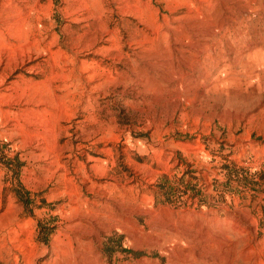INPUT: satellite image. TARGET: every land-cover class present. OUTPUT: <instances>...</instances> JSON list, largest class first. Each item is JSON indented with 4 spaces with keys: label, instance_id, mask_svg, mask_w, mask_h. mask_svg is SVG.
<instances>
[{
    "label": "rangeland",
    "instance_id": "1",
    "mask_svg": "<svg viewBox=\"0 0 264 264\" xmlns=\"http://www.w3.org/2000/svg\"><path fill=\"white\" fill-rule=\"evenodd\" d=\"M0 43V264H264V0H0Z\"/></svg>",
    "mask_w": 264,
    "mask_h": 264
},
{
    "label": "bare ground",
    "instance_id": "2",
    "mask_svg": "<svg viewBox=\"0 0 264 264\" xmlns=\"http://www.w3.org/2000/svg\"><path fill=\"white\" fill-rule=\"evenodd\" d=\"M5 1V0H4ZM8 2V1H7ZM7 6V5H6ZM9 7L7 6V9H8ZM4 9H6V8H4ZM77 22V21H76ZM80 22V21H79ZM176 23V22H175ZM155 24V23H154ZM155 27H156V25H155ZM160 29V28H159ZM215 29V28H214ZM158 30V29H157ZM154 33V32H153ZM205 33V32H204ZM211 34H213V33H211ZM156 35V34H155ZM145 37V36H144ZM198 37V36H197ZM203 38V37H202ZM145 39V38H144ZM153 39V38H152ZM189 39V38H188ZM205 40H209V37H205L204 38ZM213 39V38H212ZM171 40V39H170ZM202 40V39H201ZM179 41V40H178ZM183 41V40H182ZM175 42V41H174ZM173 42V43H174ZM184 42V41H183ZM210 42V41H209ZM151 43V42H150ZM169 44V43H168ZM177 45H178V43H177ZM194 46H196V45H194ZM197 47V46H196ZM97 48V47H96ZM111 48V47H110ZM168 48V47H167ZM22 49V48H21ZM21 49L20 48H17V46L16 45H14V44H10V46L8 47V48H6V46L4 45V44H1L0 43V68L2 67V66H4V68H3V72H2V74L0 75V88L1 87H3L4 85V83H5V81L7 80V78H8V76L9 75H11L13 72H14V69L17 67V65L19 64V62H20V58H21V56H20V52H21ZM208 49V48H207ZM196 50V49H195ZM49 51V50H48ZM103 50H100L99 51V53H101ZM199 51V50H198ZM242 51H244V50H242ZM164 52V51H163ZM206 52V51H205ZM220 52V51H219ZM53 53V52H52ZM51 53V54H52ZM96 53V52H95ZM172 53V52H171ZM203 53V52H202ZM244 53V52H243ZM220 54V53H219ZM49 55V54H48ZM96 55V54H95ZM168 55V54H167ZM167 55H165V57L167 56ZM33 56V55H32ZM162 56V55H161ZM171 56V55H170ZM186 56V55H185ZM22 58H23V56H22ZM68 58V57H67ZM201 58V57H200ZM189 59V58H188ZM4 60L6 61V63H5V65H3L4 64ZM32 60V59H31ZM164 60V59H163ZM82 61V60H81ZM182 61V60H181ZM188 61V60H187ZM192 61V60H191ZM201 62V61H200ZM82 64H83V62H81ZM80 63V64H81ZM170 63V62H169ZM172 63V62H171ZM182 64V63H181ZM89 65V64H88ZM99 68V67H98ZM100 69V68H99ZM36 69L35 68H33V67H31V68H29V69H27V71L29 72V73H34V71H35ZM106 71V70H105ZM194 71V70H193ZM84 72V71H83ZM103 72V71H102ZM175 72V71H174ZM104 73V72H103ZM80 74V73H79ZM98 74V73H97ZM178 74H180V73H178ZM105 76H106V74H104ZM110 75V74H109ZM181 76V75H180ZM103 77V76H102ZM94 78H95V75H93V76H90L89 77V81L90 82H92L93 80H94ZM106 78V77H105ZM115 78V77H114ZM146 78V77H145ZM178 78H179V76H178ZM111 79H113L112 77H111ZM171 79H172V77H171ZM105 80V79H104ZM107 80L108 79H106V82H107ZM114 80V79H113ZM173 80V79H172ZM109 82H110V80H108ZM112 81V80H111ZM147 81V80H146ZM145 81V82H146ZM141 82H142V80H141ZM143 82H144V80H143ZM110 83H112V82H110ZM15 85V84H14ZM89 85V84H88ZM13 86V85H12ZM17 86V85H16ZM92 86H93V84H92ZM107 86V85H106ZM8 87V86H7ZM10 87V86H9ZM149 87H150V85H149ZM6 87H4V89H2L5 93H2L1 91H0V106L1 107H8V106H11V103L13 104V100H14V97H13V95L12 94H7L6 92H9V91H11V92H14L13 91V89H6ZM98 90V88H96V87H93V88H89V93H91V94H96L95 92ZM101 90V89H100ZM99 90V91H100ZM85 91V90H84ZM105 91V90H104ZM16 93V92H15ZM14 93V94H15ZM106 93V92H105ZM25 102V101H24ZM26 103V102H25ZM16 104V103H15ZM16 106V105H15ZM3 112V111H2ZM5 113V112H4ZM232 221V220H231ZM80 224V223H79ZM83 226V225H82ZM83 228V227H82ZM88 228V227H87ZM74 229V228H73ZM75 229H77V228H75ZM80 229V228H79ZM85 230V229H84ZM244 251V250H243ZM247 258L248 257H246L245 258V260H247ZM257 260V259H256ZM263 263V262H262Z\"/></svg>",
    "mask_w": 264,
    "mask_h": 264
},
{
    "label": "trees",
    "instance_id": "3",
    "mask_svg": "<svg viewBox=\"0 0 264 264\" xmlns=\"http://www.w3.org/2000/svg\"><path fill=\"white\" fill-rule=\"evenodd\" d=\"M17 193L19 194V197H23V196H22L23 194H22L21 192H19L18 190H17ZM28 195H29V194H28ZM24 204H25L26 206H29V205H30V201H29V199H26L25 202H24ZM116 249L125 252V250L119 249V247L116 248ZM126 253L133 254L134 256H140L139 254H136L135 252H129V251H126Z\"/></svg>",
    "mask_w": 264,
    "mask_h": 264
}]
</instances>
